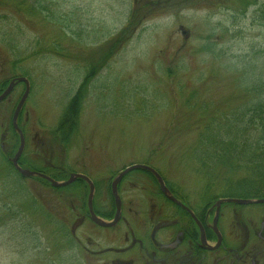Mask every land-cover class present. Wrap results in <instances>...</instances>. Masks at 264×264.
<instances>
[{"label": "rangeland", "instance_id": "1", "mask_svg": "<svg viewBox=\"0 0 264 264\" xmlns=\"http://www.w3.org/2000/svg\"><path fill=\"white\" fill-rule=\"evenodd\" d=\"M11 1L0 0V88L15 76L29 82L16 120L21 167L57 180L86 175L94 212L105 221L114 214L110 183L134 163L157 170L198 216L223 197L264 198V170L236 160L243 141L250 157L254 141L234 142L227 163H201L218 152H206L202 136L235 130L224 120L256 103L244 88L264 81V0ZM18 53L24 59L16 62ZM23 91L20 82L0 102V264H105L126 229L138 234L141 221L171 218L173 206L142 170L119 183L122 209L132 212L127 226L112 228L89 220L85 182L55 189L21 177L9 160L18 147L11 116ZM236 212L250 242L264 205L221 206L226 232L236 230Z\"/></svg>", "mask_w": 264, "mask_h": 264}, {"label": "flooded vegetation", "instance_id": "2", "mask_svg": "<svg viewBox=\"0 0 264 264\" xmlns=\"http://www.w3.org/2000/svg\"><path fill=\"white\" fill-rule=\"evenodd\" d=\"M170 204L174 208L171 218L150 220L149 225L141 221L145 229L138 234L132 228L126 229L122 244L108 247L105 264H264L263 216L259 217L258 225L252 224L253 239L249 242L250 230L239 212H236V230L228 226L226 232L225 226L219 224L220 209L216 212L211 206L202 209L198 216L187 206L186 209L174 202ZM254 205L264 203L246 206ZM212 208L213 217L209 219ZM131 212V207L123 208L125 217L121 214L118 222L123 221L127 226L126 217Z\"/></svg>", "mask_w": 264, "mask_h": 264}, {"label": "trees", "instance_id": "3", "mask_svg": "<svg viewBox=\"0 0 264 264\" xmlns=\"http://www.w3.org/2000/svg\"><path fill=\"white\" fill-rule=\"evenodd\" d=\"M10 2L13 3V1L11 0ZM20 4H17V8L18 6H20ZM6 43L9 44V42H7V39ZM16 58V62H19L24 59V56L18 53L16 55ZM16 62H14V64H16ZM1 84L2 85L0 88V92L4 88L5 82H2ZM244 89L247 92L255 94L256 103H251V105L247 106V109L237 111L236 118L232 120L227 119V122H225L224 120L223 125L227 127L234 124L235 130L232 129V131L231 129H229L231 128V126H229V128L220 126L219 130L217 129V127L215 128L217 131L212 132L213 135L205 134V136H202L205 141L202 143L205 151L208 152L209 148L211 149L212 147H215L217 148L218 152L215 153L211 149L208 157H201V159H204L203 161H201V163L214 160L221 161L222 163H227L228 159H226V156L227 154L231 155L230 151L233 149V143L236 142V145H238V142L246 138L248 140L254 141L251 144V150L253 149V151H251L249 158L243 157L244 152L240 150L244 149L245 142L243 141V146L240 149L236 150V160H243L242 164L244 166H247L248 168H253L255 167V165H260L257 169L264 170L263 164L261 163V158H264V99L260 96V94L264 92V81L260 80V78L252 79ZM220 130H222V132H220ZM221 135L225 136V138H222ZM233 162H235L234 159ZM37 170L40 171L41 169Z\"/></svg>", "mask_w": 264, "mask_h": 264}, {"label": "water", "instance_id": "4", "mask_svg": "<svg viewBox=\"0 0 264 264\" xmlns=\"http://www.w3.org/2000/svg\"><path fill=\"white\" fill-rule=\"evenodd\" d=\"M17 82H23L25 84V91L24 93L22 94L21 98L19 99L15 109H14V112L12 114V124H13V127L17 130L18 134H19V146L17 148V151L15 152L14 156L12 157L11 159V163L13 164V166L15 167V169L17 171H19L23 176H31V175H34L36 174L35 172L33 171H30L28 169H22L18 166L17 164V160L23 150V146H24V138L22 136V133L21 131L18 129L17 125H16V119H17V116L19 114V111L28 95V91H29V86H28V81L23 78V77H18L16 79H12L8 86L3 90V92L0 94V101H2L9 93L10 91L12 90L13 86L15 83ZM132 169H143V170H147L149 172H151L155 178L157 179L158 183H159V187H160V190L162 192H165V186L162 182V179L160 178V176L150 167L148 166H145V165H132V166H129L128 168L124 169L111 183V194L114 198V203H115V206H116V212H115V215H114V218L111 222H103L101 221L100 219H98L93 211H92V195H93V185L90 183V181L85 177V176H82V175H78V174H71L70 177L64 181V182H56L54 181L53 179L43 175V174H38L39 176L45 178L46 180H48L51 185L53 186H64L68 183H70L73 179L75 178H82L84 179L88 184H89V194H88V198H87V204H88V209H89V212H90V216H91V220L93 222H95L96 224L100 225V226H111L113 225L118 217H119V214H120V199L117 195V184L119 183L121 177L128 171L132 170ZM169 199L171 200H174V198H172L171 196L168 197ZM232 202H236V203H244L245 201L244 200H239V199H228ZM256 202H264V199H261V200H257Z\"/></svg>", "mask_w": 264, "mask_h": 264}]
</instances>
